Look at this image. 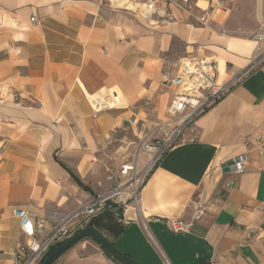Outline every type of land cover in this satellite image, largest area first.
Masks as SVG:
<instances>
[{"label": "crops", "instance_id": "crops-1", "mask_svg": "<svg viewBox=\"0 0 264 264\" xmlns=\"http://www.w3.org/2000/svg\"><path fill=\"white\" fill-rule=\"evenodd\" d=\"M134 1L0 0V264L24 241L13 209L44 219L47 235L107 193L140 140L157 135L171 98L162 74L185 57L212 58L224 84L255 54L264 0H193L173 22L124 8ZM92 96L107 107L94 112ZM183 139L147 179L137 210L103 212L86 227L139 264H264V63ZM239 155L244 172H225ZM192 199L206 217L187 235L170 233L164 219H188ZM104 252L84 239L54 264H119Z\"/></svg>", "mask_w": 264, "mask_h": 264}, {"label": "built area", "instance_id": "built-area-1", "mask_svg": "<svg viewBox=\"0 0 264 264\" xmlns=\"http://www.w3.org/2000/svg\"><path fill=\"white\" fill-rule=\"evenodd\" d=\"M192 5L193 0H136L124 8L152 22H173L177 13H189ZM214 9L201 14L196 18L197 22L206 25ZM250 39L255 43L256 51L248 68L227 83L218 82L217 67L212 58L185 57L179 61L176 69L160 76L162 89L171 93L166 109L167 120L156 127L158 133L153 139L143 137L140 140L132 159L120 165L118 178L107 193L93 198L53 223L45 236L42 235L46 224L44 219L36 218L26 210L13 209L12 216L19 223L24 241L16 245L12 253V264H42L53 249L83 230L99 214H116L124 212L128 207L137 210L138 198L147 179L170 149L184 141V131L193 128L201 114L217 104L241 79L264 63V22L251 34ZM91 105L94 112L107 107L99 100L91 102ZM223 168L230 174L243 173L245 156L239 155ZM187 208L190 211L188 219H164V225L170 233L189 234L191 226L201 222L208 213L207 205L198 199L190 200Z\"/></svg>", "mask_w": 264, "mask_h": 264}, {"label": "water", "instance_id": "water-1", "mask_svg": "<svg viewBox=\"0 0 264 264\" xmlns=\"http://www.w3.org/2000/svg\"><path fill=\"white\" fill-rule=\"evenodd\" d=\"M84 239H90L101 247L114 261L119 264H139L128 256L121 253L109 241L101 236L97 231L91 227H85L83 230L75 234L73 237L53 249L43 260L42 264H54L56 260L64 254L67 250L75 246Z\"/></svg>", "mask_w": 264, "mask_h": 264}, {"label": "bare ground", "instance_id": "bare-ground-1", "mask_svg": "<svg viewBox=\"0 0 264 264\" xmlns=\"http://www.w3.org/2000/svg\"><path fill=\"white\" fill-rule=\"evenodd\" d=\"M89 100H90V102H93V101H104L103 100V96H92V97H89Z\"/></svg>", "mask_w": 264, "mask_h": 264}, {"label": "trees", "instance_id": "trees-1", "mask_svg": "<svg viewBox=\"0 0 264 264\" xmlns=\"http://www.w3.org/2000/svg\"><path fill=\"white\" fill-rule=\"evenodd\" d=\"M73 178L78 184H80V182L74 176H73ZM104 253L110 258V256L106 252H104Z\"/></svg>", "mask_w": 264, "mask_h": 264}, {"label": "rangeland", "instance_id": "rangeland-1", "mask_svg": "<svg viewBox=\"0 0 264 264\" xmlns=\"http://www.w3.org/2000/svg\"><path fill=\"white\" fill-rule=\"evenodd\" d=\"M123 164V163H122Z\"/></svg>", "mask_w": 264, "mask_h": 264}]
</instances>
